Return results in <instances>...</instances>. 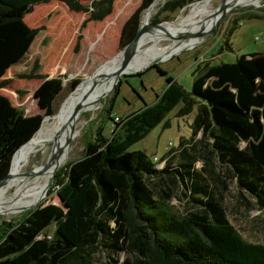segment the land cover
Instances as JSON below:
<instances>
[{
  "label": "trees",
  "instance_id": "16d2710c",
  "mask_svg": "<svg viewBox=\"0 0 264 264\" xmlns=\"http://www.w3.org/2000/svg\"><path fill=\"white\" fill-rule=\"evenodd\" d=\"M45 1L0 0V25L20 19L31 5ZM58 1L70 10L88 12L86 20L95 21L111 11L113 0H92L91 8L77 0ZM152 1L140 0L124 20L119 48L132 40L142 11ZM247 16L264 22V13ZM234 27L235 24L225 34V49H231L228 40ZM88 78L77 85L54 114L74 98ZM178 103L180 114L196 107L191 134L204 127L206 116L214 129L210 148L201 156L207 159L213 154L224 171L204 166L203 170L221 190L225 189L227 177L234 181L238 206L262 211L264 53L250 52L237 55L232 62L204 63L196 68L189 92L172 80L163 85L151 104L120 121L107 116L113 123L110 135L105 136L103 126L97 125L84 142L81 154L67 163L63 176L58 178L59 171L55 173L52 185L63 182L68 191L80 192V206L72 218L67 221L60 206L47 203L27 211L16 223L0 221V264H94L93 252L101 250L112 263L123 252L120 264H264V243L246 240L229 222L221 190L200 169L193 168L196 152L183 149L174 165L155 168L143 151L128 150ZM19 113L12 106L0 112V153ZM50 114L47 100L44 115ZM33 125L34 122L30 129ZM31 137L14 151L7 149L10 156L0 168L1 181L9 173L12 155ZM85 178L88 181L83 186ZM174 191L183 198V212L168 203ZM52 223L56 228L52 234L41 235ZM70 223L68 238L57 229L65 230Z\"/></svg>",
  "mask_w": 264,
  "mask_h": 264
},
{
  "label": "rangeland",
  "instance_id": "374dc122",
  "mask_svg": "<svg viewBox=\"0 0 264 264\" xmlns=\"http://www.w3.org/2000/svg\"><path fill=\"white\" fill-rule=\"evenodd\" d=\"M77 1L91 8L92 0ZM139 1L113 0L111 11L102 19L94 21L86 20L88 12L73 11L58 0H47L31 5L30 11L24 13L20 19L0 25V112L7 106L16 107L20 111L0 153V168L10 156L7 149L12 148L14 151L20 143L31 137L42 125L43 120L47 118V121L56 112L62 101L80 82L92 76L97 68L120 53L122 48L118 47V36L121 25L138 6ZM257 1L258 3L251 7H230L223 14L213 34L204 33L211 25H207L206 29H202L201 24L194 26L188 37L180 41L175 50L160 61L142 68L154 59L143 60L138 68L142 69L121 74L114 87L99 99L97 107L86 111L77 120L78 131L67 146L66 160L58 170L56 169L59 171L58 178L63 176L62 172L67 163L81 154L84 142L97 125L103 126L102 133L105 136L110 135L113 123L107 116L118 117L120 121L130 113L151 104L163 85L172 80L180 84L184 91L189 92L193 72L204 63L212 65L232 62L242 53H264V22L262 18L247 16L252 13H264V0ZM218 2L219 0H153L141 13L140 25L143 28L139 32L144 33L148 28L153 30L167 25H179L188 17L194 6L197 8L193 15L197 17L203 6L213 10ZM234 24L228 40L231 49L228 50L223 42L226 32ZM177 31L175 28L166 33L172 36ZM199 32L204 34L198 35ZM159 42L167 46L172 40L164 37ZM47 100L50 115H44ZM180 106V103L176 104L142 139L130 145L128 150L143 151L154 162L155 168H161L163 165H174L177 154L183 149H192L197 158L193 168L200 169L208 181L221 190L211 179L209 172L203 170L204 166L217 172L224 171L213 154L207 159L201 156L204 150L210 148L211 134L214 133L210 120L206 116L204 127L193 135L190 124L196 107L193 106L187 114H180ZM32 122L34 125L30 129ZM54 135L53 132L48 140L43 142V145L48 142L43 150L34 148V153L18 164V174L34 172L46 162L48 145ZM242 144L243 142H240L239 145ZM34 179L35 175L31 174L27 181L28 185L31 182L27 191L37 195L45 186H35ZM53 180L54 177L36 206L56 204L66 212L68 221L80 206V192L68 191L62 186L63 182L52 185ZM87 181L88 178H85L83 186ZM12 192L13 190H10L7 194L11 195ZM221 192L229 222L246 240L264 243V209L260 212L255 209L247 211L238 206L236 189L231 178L225 179V189ZM168 203L177 212H183V198L179 192L174 191ZM12 205L15 206L12 210L1 209L0 221L16 223L27 211L33 209L17 206L16 202L10 206ZM70 228L71 223L65 230H57L71 238ZM55 229L52 223L41 235L49 236ZM101 251L93 252L94 264H120L124 260V253L120 252L112 263L104 251Z\"/></svg>",
  "mask_w": 264,
  "mask_h": 264
},
{
  "label": "bare ground",
  "instance_id": "6f19581e",
  "mask_svg": "<svg viewBox=\"0 0 264 264\" xmlns=\"http://www.w3.org/2000/svg\"><path fill=\"white\" fill-rule=\"evenodd\" d=\"M225 1L228 8L245 5L254 6L258 3L257 0ZM196 8L197 6H194L187 15L188 17L183 19L179 25H167L165 27H157L153 30L152 28H148L149 30L146 29L147 31L144 33L139 32L125 54L120 52L118 55L114 56L110 61H108L107 64L105 63L100 68H98L94 74L90 76L87 81L79 88L74 98L69 101L70 103L67 102L68 104L66 103L67 105H64L62 110L50 116V118L44 122L43 125L35 132L31 139L20 149H18L14 155H12L9 173L6 174L7 176L2 181L0 180V212L1 209L5 211L14 209L15 206H10L14 202H16L17 206L22 205V207H31L38 203L39 199L43 197L42 193L46 188L47 182L51 175V170L54 167L57 169L66 160L67 141L74 139L77 134V120L86 111H92L97 107L99 99L111 87L114 78L112 74L119 65L127 64L129 69L126 72H130V70H138L139 65L143 60L163 58L164 56L169 55V53L175 50L179 42L183 40L179 39V37L182 35L187 36L188 33L192 31L194 26L201 24L200 27L204 29L207 25H212L216 14L212 13V10L208 9L207 6H203L201 11H199V16L194 17L193 11ZM183 26L186 27L182 28ZM175 28L178 30L177 33L175 35L168 36L166 31ZM164 37L172 40V42L167 46L161 45L159 42ZM76 103H80V108L76 114L73 115L72 112ZM53 132L55 135L53 138H51L50 145H48V152L52 153L49 161L44 165L43 168L40 167L35 171L33 170L34 172L31 171L28 175L23 173L18 174V164L24 161L31 153H34V148H39L38 150L40 151L43 150L48 144L47 142L43 145V142L48 140ZM31 174L35 175V179L33 181L35 186L40 185L42 188L45 186L43 191L37 195L34 192L29 193L27 191L28 186L31 184V182L29 185L27 183ZM10 190H13V192L11 195H8L7 192Z\"/></svg>",
  "mask_w": 264,
  "mask_h": 264
},
{
  "label": "water",
  "instance_id": "95a60500",
  "mask_svg": "<svg viewBox=\"0 0 264 264\" xmlns=\"http://www.w3.org/2000/svg\"><path fill=\"white\" fill-rule=\"evenodd\" d=\"M245 6H251V5H245ZM234 7H240V6H234ZM228 9H229V8H228L227 5H226V1H225V0H219V2H218V4L216 5V7L212 10V13L216 14V17H215V19H214V21H213L211 27L208 29L207 32H204V33H209L210 35L213 34L214 30L216 29L217 24L219 23V21H220V19L222 18L223 14H224ZM142 28H143V26L140 25L139 28H138V30H137V32H136V34H135L134 37L132 38V40H131L129 43H127V44L122 48V50L120 51L122 54H125V53H126L127 49H128L129 46L132 44V42L135 40V38L137 37L139 31H140ZM204 33H203V32H199L198 35H201V34H204ZM185 37H187V36H186V35H182V36L179 37V39H184ZM160 60H161V58H156V59H154V60H151L149 63H147L146 65H144L142 68H145V67H147L148 65L153 64V63H156V62H158V61H160ZM142 68H140V69H142ZM128 69H129V67L127 66V64H121V65H119V66L116 68V70H115L114 73L112 74L113 77H114V78H113L112 85H111V87L109 88V90H108L107 92H109V91L114 87V85L116 84V82H117L119 76H120L121 74H123V73H126V71H128ZM140 69H138V70H140ZM138 70H130V73H131V72L138 71ZM107 92H106V93H107ZM103 94H104V93H103ZM79 108H80V103H76V105H75V107H74V109H73V112H72L73 115L76 114V112L78 111ZM70 141H71V140H68V141H67V146L69 145ZM51 155H52V153L50 152V153H49V156H48V159L46 160V162H45L44 164H42V166H41L42 168H43L44 165L49 161V158H50ZM55 171H56V168L54 167V168L51 170V175H50L49 180H48V182H47L46 188H48L49 185H50V183L52 182V179H53V177H54V173H55ZM29 173H30V171H27V172H25L24 174H25V175H28ZM46 188L44 189V191H43L42 194L45 193ZM36 205H37V204L31 206L30 208H34V207H36Z\"/></svg>",
  "mask_w": 264,
  "mask_h": 264
},
{
  "label": "crops",
  "instance_id": "0c3cea01",
  "mask_svg": "<svg viewBox=\"0 0 264 264\" xmlns=\"http://www.w3.org/2000/svg\"><path fill=\"white\" fill-rule=\"evenodd\" d=\"M202 148H204V144H202Z\"/></svg>",
  "mask_w": 264,
  "mask_h": 264
},
{
  "label": "built area",
  "instance_id": "2783aa9c",
  "mask_svg": "<svg viewBox=\"0 0 264 264\" xmlns=\"http://www.w3.org/2000/svg\"><path fill=\"white\" fill-rule=\"evenodd\" d=\"M116 118V117H115Z\"/></svg>",
  "mask_w": 264,
  "mask_h": 264
}]
</instances>
